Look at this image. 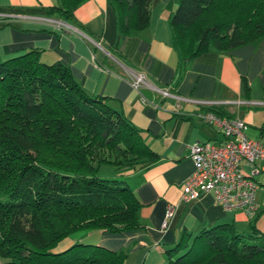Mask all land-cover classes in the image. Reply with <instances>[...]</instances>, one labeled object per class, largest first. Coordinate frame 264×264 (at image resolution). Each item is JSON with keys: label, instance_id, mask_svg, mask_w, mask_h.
Listing matches in <instances>:
<instances>
[{"label": "trees", "instance_id": "16d2710c", "mask_svg": "<svg viewBox=\"0 0 264 264\" xmlns=\"http://www.w3.org/2000/svg\"><path fill=\"white\" fill-rule=\"evenodd\" d=\"M50 18L76 23L89 0H56ZM121 35L148 28L153 0H109ZM182 64L209 52L228 54L264 38V0H180L171 17ZM227 118L218 108L204 109ZM202 115V114H201ZM158 156L107 98L91 97L69 67L45 64L31 50L0 64V264H124L123 252L77 244L87 230H138L141 203L116 171L148 168ZM168 264H264V235L234 225L184 235Z\"/></svg>", "mask_w": 264, "mask_h": 264}, {"label": "crops", "instance_id": "0c3cea01", "mask_svg": "<svg viewBox=\"0 0 264 264\" xmlns=\"http://www.w3.org/2000/svg\"><path fill=\"white\" fill-rule=\"evenodd\" d=\"M180 0H153L148 28L123 36L109 0H89L75 11L76 23L50 18L46 9L56 0H0V64L31 50L41 51L45 64L61 63L91 97L107 98L136 127L158 160L148 168L113 169L111 179L124 180L135 193L138 230L113 234L104 230L77 232L53 250L59 254L77 244L97 245L123 252L124 264H168V252L184 235L193 238L203 230L234 225L243 235H264V172L259 185V213L249 219L243 210H226L212 194L183 202L185 181L194 171L191 149L196 143L226 141L224 134L206 123L208 107L186 102L220 103L215 108L227 117L245 122L249 139L264 133V38L228 54L209 52L182 64L171 17ZM130 73L143 74L148 84L169 90L164 98L154 89H136ZM262 169L264 163H257ZM246 174L253 167L242 166ZM175 207L163 228L169 206Z\"/></svg>", "mask_w": 264, "mask_h": 264}, {"label": "built area", "instance_id": "2783aa9c", "mask_svg": "<svg viewBox=\"0 0 264 264\" xmlns=\"http://www.w3.org/2000/svg\"><path fill=\"white\" fill-rule=\"evenodd\" d=\"M133 86L140 90L143 87L152 88L143 74L130 73ZM164 98L174 97L169 90L154 89ZM186 102L213 108L220 103L210 101ZM201 118L215 126L226 137V141L216 143H196L191 149V159L195 166L194 173L188 177L183 186L182 201H196L203 194H212L215 201L226 210H243L249 219H255L259 213L257 192L259 185L255 176L264 172L257 163H264V133L259 139H249L246 134V124L239 119L220 118L213 113H205ZM253 167L251 174H246L243 164ZM174 206H169L166 212L163 228L168 227V221L173 217Z\"/></svg>", "mask_w": 264, "mask_h": 264}, {"label": "rangeland", "instance_id": "374dc122", "mask_svg": "<svg viewBox=\"0 0 264 264\" xmlns=\"http://www.w3.org/2000/svg\"><path fill=\"white\" fill-rule=\"evenodd\" d=\"M112 171H113V168L104 166L100 169L97 175L98 177L102 179H111V176L113 175Z\"/></svg>", "mask_w": 264, "mask_h": 264}]
</instances>
